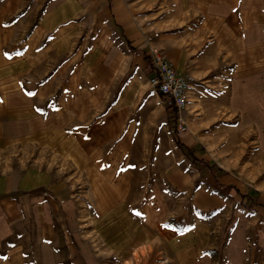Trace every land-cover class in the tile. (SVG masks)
<instances>
[{"label":"rangeland","instance_id":"obj_1","mask_svg":"<svg viewBox=\"0 0 264 264\" xmlns=\"http://www.w3.org/2000/svg\"><path fill=\"white\" fill-rule=\"evenodd\" d=\"M127 40L182 53V117ZM26 171L0 264H159L191 230L261 259L264 0H0V176Z\"/></svg>","mask_w":264,"mask_h":264},{"label":"crops","instance_id":"obj_2","mask_svg":"<svg viewBox=\"0 0 264 264\" xmlns=\"http://www.w3.org/2000/svg\"><path fill=\"white\" fill-rule=\"evenodd\" d=\"M129 41L127 40V43L131 51L134 54H139L136 53L137 50L135 51L132 42ZM138 56L144 61V55L142 53ZM171 60L178 67H184L182 53L180 56L173 57ZM157 95L162 99L158 93ZM38 183L39 176L34 174L33 171H26L23 175H17L14 172L0 176V246L5 238L13 233L14 222L19 220L18 205L23 206L24 204L28 205L30 203L29 197L24 199V195H26L24 192L37 191ZM21 216L23 217V215ZM168 233L172 235L168 246L171 259L170 262L162 261L159 264H264V255L256 261H231V257H228L226 260L222 259V261L215 260L214 255L209 250V235L202 230H191L179 235H174L171 232ZM3 260L0 258V262ZM92 260V263L95 262L94 259Z\"/></svg>","mask_w":264,"mask_h":264},{"label":"built area","instance_id":"obj_3","mask_svg":"<svg viewBox=\"0 0 264 264\" xmlns=\"http://www.w3.org/2000/svg\"><path fill=\"white\" fill-rule=\"evenodd\" d=\"M153 70L150 83L156 92L168 96L170 110L182 117V112L189 103V94L194 80L189 73L180 72L175 64L163 54L153 52L151 55Z\"/></svg>","mask_w":264,"mask_h":264},{"label":"trees","instance_id":"obj_4","mask_svg":"<svg viewBox=\"0 0 264 264\" xmlns=\"http://www.w3.org/2000/svg\"><path fill=\"white\" fill-rule=\"evenodd\" d=\"M111 1V0H110ZM130 42V41H129ZM136 53H139V54H143L144 55V61H145V63H146V67H145V69L147 70V72H148V74L149 75H151L153 72H154V70H153V63H152V58H151V55L150 54H148V53H144V52H136ZM159 95L161 96V98L164 100V101H166L167 102V100H168V96L167 95H165V94H163V93H161V92H159ZM168 108H170L171 107V105L170 104H168L167 103V105H166ZM179 143V145H181L182 146V143L179 141L178 142ZM189 153H194V149H189ZM195 160L200 164V165H202L203 167H205V168H207L209 171H210V173H212L213 175H215V173H216V166H215V164H210V162H208L207 160H205V159H202V158H198L197 156L195 157ZM219 171H223L224 172V170L223 169H221V168H219ZM232 188H234L235 190H236V192L237 193H240L241 194V192H240V190L235 186H232ZM242 196L244 197V198H248L249 200H253V197L252 196H250V195H248V194H242ZM263 207H264V205H262Z\"/></svg>","mask_w":264,"mask_h":264},{"label":"snow or ice","instance_id":"obj_5","mask_svg":"<svg viewBox=\"0 0 264 264\" xmlns=\"http://www.w3.org/2000/svg\"><path fill=\"white\" fill-rule=\"evenodd\" d=\"M7 55V54H6ZM29 95H34V93H29Z\"/></svg>","mask_w":264,"mask_h":264}]
</instances>
